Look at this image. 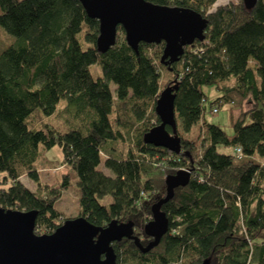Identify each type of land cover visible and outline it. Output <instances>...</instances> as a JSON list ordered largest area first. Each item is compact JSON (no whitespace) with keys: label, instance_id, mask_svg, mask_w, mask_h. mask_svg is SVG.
Here are the masks:
<instances>
[{"label":"trees","instance_id":"16d2710c","mask_svg":"<svg viewBox=\"0 0 264 264\" xmlns=\"http://www.w3.org/2000/svg\"><path fill=\"white\" fill-rule=\"evenodd\" d=\"M149 1L201 12L208 19L204 40L166 65L164 42H141L136 51L122 26L115 45L100 52L99 20L80 0H0V25L14 37L0 51V206L37 210L35 231L51 233L73 218L56 202L74 171L78 216L97 226L133 221L146 245L153 238L144 227L166 195V176L185 171L189 182L162 205L169 228L160 243L143 252L132 239L115 241L117 264H264V0L252 9L243 0ZM97 63L103 74L90 80L87 68ZM162 69L168 84L178 81L180 153L143 139L160 123ZM207 86L221 92L209 101L210 112L242 109L232 136L206 118ZM53 147L69 169L55 184L42 180L39 166ZM102 161L114 176L98 168ZM105 196L109 204L101 203Z\"/></svg>","mask_w":264,"mask_h":264},{"label":"water","instance_id":"95a60500","mask_svg":"<svg viewBox=\"0 0 264 264\" xmlns=\"http://www.w3.org/2000/svg\"><path fill=\"white\" fill-rule=\"evenodd\" d=\"M252 9L257 0H243ZM87 14L99 20L96 41L100 52L108 51L117 40L122 26L127 43L138 50L141 42H164L161 62H177L187 45L204 40L208 19L188 7L160 5L149 0H80ZM177 79L164 87L156 102L160 123L144 134L146 143L181 152L175 99ZM172 128L170 132L167 127ZM189 182V172L178 171L165 179L166 195L153 205L152 219L145 233L153 239L143 245L134 234L133 221L112 220L97 226L84 216L66 219L51 233L35 231L37 210L5 209L0 206V264H117L113 242L126 237L134 240L143 252L157 246L169 228V219L162 205L173 198L175 188ZM196 264H209L203 261Z\"/></svg>","mask_w":264,"mask_h":264},{"label":"rangeland","instance_id":"374dc122","mask_svg":"<svg viewBox=\"0 0 264 264\" xmlns=\"http://www.w3.org/2000/svg\"><path fill=\"white\" fill-rule=\"evenodd\" d=\"M228 0H218L216 3L217 5L225 4ZM1 13V9H0ZM79 40L81 41V44L83 48L86 47V42L84 41L83 34L80 33L78 35ZM14 40V37L10 34H8L4 28L0 25V51H2L5 47H7L9 44H11ZM250 66L255 67L256 62L254 60H251ZM87 74L90 77V80L95 79L99 76H102V71L100 65L94 64L91 66H88L87 68ZM170 78V75L166 72V70L162 69V78H161V84L162 88L166 87L168 85V80ZM111 90L115 93L116 84L110 83ZM205 91L208 95V100L205 102V105L207 107V111L205 113L206 118L211 121L212 123H215L219 125L221 128H223L226 133L229 136H232L233 131V124L232 120L236 119L240 113L242 112V109L236 108L234 110H230L227 106H223L222 108H217V111L212 110V112L209 111V101L213 100L217 96L220 95V90L211 88V87H205ZM65 103L64 100H61L59 103V107L62 106ZM245 108V106H244ZM52 121L56 124H58V120L56 118H53ZM200 131V125L195 126L193 133L196 135ZM219 149L224 152H230L233 153V147L229 146H219ZM43 151V150H42ZM44 155L42 154V157L39 160V166H40V173L41 178L43 181L51 184H55L59 181H61L62 175L64 173H68L69 169L66 165H62V153L58 147H53L50 150H44ZM98 168L102 170L106 175L114 176V172L105 166L104 161H102ZM2 173H0V179L2 178ZM21 179L24 181L26 185L31 187L32 189L36 188L35 183L30 179L26 174L22 175ZM77 174L74 171H71V184L68 189L64 190L62 192L61 197L56 202V207L61 209L63 211L64 216L69 217H76L79 214L80 211V193L77 186ZM101 203L103 204H109L112 201L111 196H105L104 198L100 199Z\"/></svg>","mask_w":264,"mask_h":264},{"label":"built area","instance_id":"2783aa9c","mask_svg":"<svg viewBox=\"0 0 264 264\" xmlns=\"http://www.w3.org/2000/svg\"><path fill=\"white\" fill-rule=\"evenodd\" d=\"M214 111H217V107H214ZM236 153L241 157L243 155L242 149L240 147H237L235 149Z\"/></svg>","mask_w":264,"mask_h":264}]
</instances>
